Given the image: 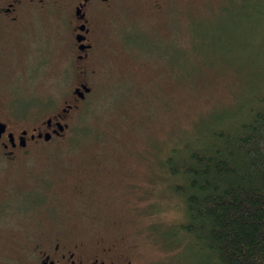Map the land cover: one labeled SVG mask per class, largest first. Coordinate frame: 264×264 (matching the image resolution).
Returning a JSON list of instances; mask_svg holds the SVG:
<instances>
[{
    "label": "rangeland",
    "instance_id": "374dc122",
    "mask_svg": "<svg viewBox=\"0 0 264 264\" xmlns=\"http://www.w3.org/2000/svg\"><path fill=\"white\" fill-rule=\"evenodd\" d=\"M256 2L118 0L97 14L83 79L54 20L33 18L27 54L11 65L0 32V96L26 128L60 112L80 83L90 88L62 136L10 165L0 156V254L22 228L69 235L92 252L111 244L130 264H195L176 249L170 227L182 206L158 161L246 108L253 93L264 96V29L252 23L264 1Z\"/></svg>",
    "mask_w": 264,
    "mask_h": 264
},
{
    "label": "trees",
    "instance_id": "16d2710c",
    "mask_svg": "<svg viewBox=\"0 0 264 264\" xmlns=\"http://www.w3.org/2000/svg\"><path fill=\"white\" fill-rule=\"evenodd\" d=\"M257 14L252 23L264 29ZM253 94L246 108L179 139L158 161L182 206L170 227L176 249L186 247L195 264H264V96Z\"/></svg>",
    "mask_w": 264,
    "mask_h": 264
},
{
    "label": "flooded vegetation",
    "instance_id": "af4514ba",
    "mask_svg": "<svg viewBox=\"0 0 264 264\" xmlns=\"http://www.w3.org/2000/svg\"><path fill=\"white\" fill-rule=\"evenodd\" d=\"M117 1L0 0V32L7 39L3 50L6 64L11 65L21 55L23 59L27 54L26 38L32 34L26 29L33 18L39 21L54 20L56 25L63 26V36L68 42L65 53L67 63L74 66L75 73L81 79L87 77L92 72L89 62L94 50V21L100 11L110 8ZM1 90L0 87V94ZM89 91L86 84L80 83L71 91V100L65 102L60 112L46 118L40 126L38 123L30 128L25 127L27 125L23 123L22 113L12 114L6 100L0 96V156L10 165L20 156H28V147L39 141L48 142L62 136L69 127L70 118H74L73 110ZM44 134H49V139L46 140ZM21 229L11 233L13 237L10 244L15 242V245L10 246L12 250L0 254V264H130L111 244L101 245L96 248V252H92L94 247L77 242L69 235L39 236L38 229L35 237H28L25 230L20 232Z\"/></svg>",
    "mask_w": 264,
    "mask_h": 264
},
{
    "label": "water",
    "instance_id": "95a60500",
    "mask_svg": "<svg viewBox=\"0 0 264 264\" xmlns=\"http://www.w3.org/2000/svg\"><path fill=\"white\" fill-rule=\"evenodd\" d=\"M86 91H88L87 89H85ZM47 123H49V120H48V122ZM60 129H62V127H60ZM44 138L47 140V139H49V134H44Z\"/></svg>",
    "mask_w": 264,
    "mask_h": 264
}]
</instances>
